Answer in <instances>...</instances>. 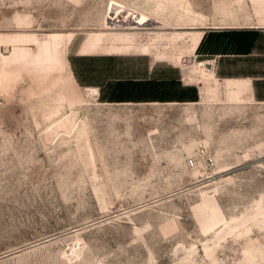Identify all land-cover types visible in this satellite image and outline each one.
Returning <instances> with one entry per match:
<instances>
[{
	"label": "rangeland",
	"instance_id": "1",
	"mask_svg": "<svg viewBox=\"0 0 264 264\" xmlns=\"http://www.w3.org/2000/svg\"><path fill=\"white\" fill-rule=\"evenodd\" d=\"M258 22L264 0H0V264H264Z\"/></svg>",
	"mask_w": 264,
	"mask_h": 264
},
{
	"label": "built area",
	"instance_id": "2",
	"mask_svg": "<svg viewBox=\"0 0 264 264\" xmlns=\"http://www.w3.org/2000/svg\"><path fill=\"white\" fill-rule=\"evenodd\" d=\"M188 165L199 168L213 175L217 166L215 154L205 145H200L196 152L188 159Z\"/></svg>",
	"mask_w": 264,
	"mask_h": 264
},
{
	"label": "bare ground",
	"instance_id": "3",
	"mask_svg": "<svg viewBox=\"0 0 264 264\" xmlns=\"http://www.w3.org/2000/svg\"><path fill=\"white\" fill-rule=\"evenodd\" d=\"M149 18H146L143 14H139L138 13V16L135 17V23L138 24V23H146V21H148Z\"/></svg>",
	"mask_w": 264,
	"mask_h": 264
},
{
	"label": "crops",
	"instance_id": "4",
	"mask_svg": "<svg viewBox=\"0 0 264 264\" xmlns=\"http://www.w3.org/2000/svg\"><path fill=\"white\" fill-rule=\"evenodd\" d=\"M260 24H264V22H258ZM228 79H232V77H228ZM257 99H264V97H260L258 96ZM198 101L194 102V103H197Z\"/></svg>",
	"mask_w": 264,
	"mask_h": 264
}]
</instances>
